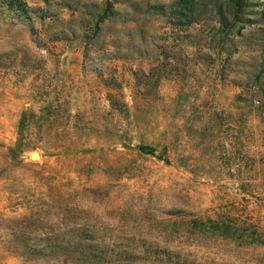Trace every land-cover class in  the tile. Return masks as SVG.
<instances>
[{
    "label": "rangeland",
    "instance_id": "1",
    "mask_svg": "<svg viewBox=\"0 0 264 264\" xmlns=\"http://www.w3.org/2000/svg\"><path fill=\"white\" fill-rule=\"evenodd\" d=\"M20 1L0 5V264H264V0L188 25L176 0Z\"/></svg>",
    "mask_w": 264,
    "mask_h": 264
},
{
    "label": "trees",
    "instance_id": "2",
    "mask_svg": "<svg viewBox=\"0 0 264 264\" xmlns=\"http://www.w3.org/2000/svg\"><path fill=\"white\" fill-rule=\"evenodd\" d=\"M205 1L207 0H176L177 9L174 10L173 14L175 18L178 19L179 25H188L197 22L203 12L202 6L205 4ZM251 1L252 0H228V3H230L234 10L238 13L246 8ZM0 5L16 9V11L18 10L20 14H24L25 17V13H28V8L26 9V7H23L25 5L20 0H4L3 2H0ZM222 11V9L219 10V14L222 15L220 22L225 24V16H223ZM118 15H120L119 11L112 9L111 7H106L101 14L96 16V28L99 27L100 23H104ZM45 17L46 14L43 13L40 18L43 19ZM28 19H30L29 16ZM58 40H60V38H58ZM145 253L147 254V251H145ZM161 254L164 255V258L167 257L170 261H172L171 253L166 250L159 254L151 252V255H154L155 257H158Z\"/></svg>",
    "mask_w": 264,
    "mask_h": 264
}]
</instances>
